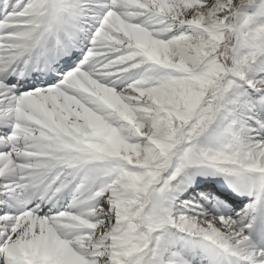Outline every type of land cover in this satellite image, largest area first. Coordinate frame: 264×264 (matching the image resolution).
<instances>
[{
	"label": "snow or ice",
	"instance_id": "1",
	"mask_svg": "<svg viewBox=\"0 0 264 264\" xmlns=\"http://www.w3.org/2000/svg\"><path fill=\"white\" fill-rule=\"evenodd\" d=\"M0 264H264V0H0Z\"/></svg>",
	"mask_w": 264,
	"mask_h": 264
}]
</instances>
